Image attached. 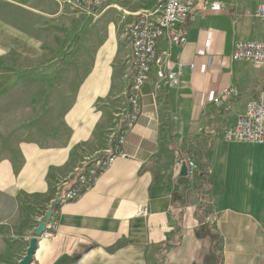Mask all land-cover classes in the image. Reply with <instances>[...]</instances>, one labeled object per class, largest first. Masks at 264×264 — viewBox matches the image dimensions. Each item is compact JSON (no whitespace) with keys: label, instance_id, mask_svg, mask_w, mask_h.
Returning a JSON list of instances; mask_svg holds the SVG:
<instances>
[{"label":"crops","instance_id":"crops-1","mask_svg":"<svg viewBox=\"0 0 264 264\" xmlns=\"http://www.w3.org/2000/svg\"><path fill=\"white\" fill-rule=\"evenodd\" d=\"M2 1L12 8L10 18L18 12L25 19L59 21L66 15L67 0ZM109 1L106 19L88 27L82 35L87 43L74 51L82 75L77 84L84 86L80 96L58 112V123L40 145L23 146L26 163L18 175L46 199L56 179L69 175L84 156L117 146L106 131L121 97L126 101L131 79L125 85V74L133 73L125 32L150 3ZM214 1L224 8L212 10L206 0H196L185 25L188 41L171 51L170 66L194 67L185 66L173 88L151 75L140 91L142 112L120 146L127 157L118 158L80 198L59 207L55 234L38 239L30 264H209L215 243L209 229L222 238L221 264H264V144L211 133L212 127L234 125L263 88L264 67L233 60L232 52L239 40H264V22L255 14L256 1ZM111 6L133 14L120 36ZM76 27L80 34L81 22ZM166 49L160 40L158 51ZM227 89L233 94L227 96ZM183 158L198 163L197 176L181 175ZM32 221L11 264L26 254Z\"/></svg>","mask_w":264,"mask_h":264},{"label":"rangeland","instance_id":"rangeland-1","mask_svg":"<svg viewBox=\"0 0 264 264\" xmlns=\"http://www.w3.org/2000/svg\"><path fill=\"white\" fill-rule=\"evenodd\" d=\"M158 1L134 0L140 5L150 3L143 7L144 10ZM109 3L107 0L106 7L98 10L97 7L89 9L84 5L79 6L75 0H67L65 18L46 21L35 17L34 20L25 19L26 16L18 12L10 18L12 8L0 0V264L12 263L34 217L32 237L49 211H52L49 220L55 218L58 228L59 207L76 200L68 195L78 179V168L93 165L99 169L100 158L109 151L110 147L84 156L69 175L56 179L47 199L42 197L39 190L27 189L22 180L24 176L18 175L26 163L23 146L31 142L40 145L41 140L47 138L50 127L58 123V112L73 105V98L75 100L80 96L84 86L77 84L82 75L79 72V55L74 51L80 43L86 42V37L82 35L88 27L96 25L95 22L101 17L106 19ZM111 9L117 11L116 16L113 15V26L114 33L120 36L133 14L125 13L118 6H111ZM78 22H81L80 34L76 27ZM126 64L130 65L129 51ZM131 76L126 77L125 74V85ZM121 99L120 106L114 111L112 127L106 131L110 141L119 135L122 108L126 105L123 96ZM105 171L98 172L96 177L86 174L87 178L93 179L87 191ZM83 191L77 199L87 192ZM141 213L147 215L148 212ZM44 232L37 236L38 239L53 235H44Z\"/></svg>","mask_w":264,"mask_h":264},{"label":"built area","instance_id":"built-area-1","mask_svg":"<svg viewBox=\"0 0 264 264\" xmlns=\"http://www.w3.org/2000/svg\"><path fill=\"white\" fill-rule=\"evenodd\" d=\"M250 1L257 2L255 14L264 22V0ZM75 2L89 9L97 7L98 10L104 9L107 5V0H75ZM206 2V7L212 10H221L225 6L221 1L206 0ZM195 3L196 0H159L153 7L140 13L129 26L125 38L128 41L129 62L133 73L126 86V105L122 108V123L116 139L117 146L109 148L107 154L100 158L99 169L93 165H83L78 168L79 176L68 195L69 198L77 199L81 190L85 192L92 186L90 182L93 179L87 178L86 174L96 177L98 172L101 173L111 167L118 158L127 157L120 146L124 143L125 132L133 126L142 112L140 91L142 86L151 79V75H156L158 84L173 88L181 83L183 68L187 65L194 67L192 63L179 62L173 68L170 66V56L173 47L183 46L188 41L185 25L193 15ZM162 39L166 41L167 49L158 51L159 41ZM232 59L248 61L258 67H264V40L237 41L234 44ZM224 93L230 96L233 90L227 89ZM213 101L217 105L221 103L219 97ZM211 133L226 141L264 144V85L259 95L247 102L245 111L234 125L223 130L212 127ZM178 163L187 165L188 175L191 177L200 171L198 163L192 158L179 159ZM142 211L148 212L146 207L141 208ZM56 228L55 218L48 220L44 235L52 233L54 235L55 232L52 231Z\"/></svg>","mask_w":264,"mask_h":264},{"label":"water","instance_id":"water-1","mask_svg":"<svg viewBox=\"0 0 264 264\" xmlns=\"http://www.w3.org/2000/svg\"><path fill=\"white\" fill-rule=\"evenodd\" d=\"M181 175L187 176L188 175V167L186 164H183L181 167ZM52 211L46 215V218L43 222L39 224V226L34 231V237L31 238L29 247L27 248L25 256L18 262V264H30L33 260L34 254L38 247V235H41L43 231L46 229V221L49 220Z\"/></svg>","mask_w":264,"mask_h":264},{"label":"trees","instance_id":"trees-1","mask_svg":"<svg viewBox=\"0 0 264 264\" xmlns=\"http://www.w3.org/2000/svg\"><path fill=\"white\" fill-rule=\"evenodd\" d=\"M214 238V249L209 259V264H221L222 238L217 232L208 230Z\"/></svg>","mask_w":264,"mask_h":264},{"label":"bare ground","instance_id":"bare-ground-1","mask_svg":"<svg viewBox=\"0 0 264 264\" xmlns=\"http://www.w3.org/2000/svg\"><path fill=\"white\" fill-rule=\"evenodd\" d=\"M127 41V40H126ZM127 44H128V41H127ZM68 192V191H67ZM71 193V192H70Z\"/></svg>","mask_w":264,"mask_h":264}]
</instances>
